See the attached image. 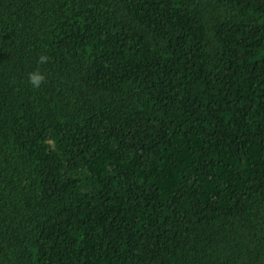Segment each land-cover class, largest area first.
Masks as SVG:
<instances>
[{"label": "trees", "instance_id": "trees-1", "mask_svg": "<svg viewBox=\"0 0 264 264\" xmlns=\"http://www.w3.org/2000/svg\"><path fill=\"white\" fill-rule=\"evenodd\" d=\"M0 264H264V0H0Z\"/></svg>", "mask_w": 264, "mask_h": 264}, {"label": "clouds", "instance_id": "clouds-1", "mask_svg": "<svg viewBox=\"0 0 264 264\" xmlns=\"http://www.w3.org/2000/svg\"><path fill=\"white\" fill-rule=\"evenodd\" d=\"M43 79L40 75H30L29 80L33 86H38L40 81Z\"/></svg>", "mask_w": 264, "mask_h": 264}]
</instances>
